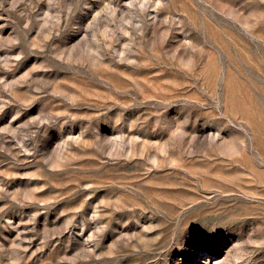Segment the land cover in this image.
<instances>
[{
  "label": "rangeland",
  "instance_id": "rangeland-1",
  "mask_svg": "<svg viewBox=\"0 0 264 264\" xmlns=\"http://www.w3.org/2000/svg\"><path fill=\"white\" fill-rule=\"evenodd\" d=\"M0 264H264V0H0Z\"/></svg>",
  "mask_w": 264,
  "mask_h": 264
}]
</instances>
